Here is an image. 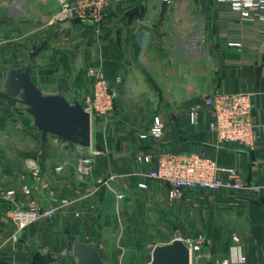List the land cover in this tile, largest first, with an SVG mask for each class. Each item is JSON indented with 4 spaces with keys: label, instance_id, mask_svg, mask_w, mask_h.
Returning a JSON list of instances; mask_svg holds the SVG:
<instances>
[{
    "label": "crops",
    "instance_id": "crops-1",
    "mask_svg": "<svg viewBox=\"0 0 264 264\" xmlns=\"http://www.w3.org/2000/svg\"><path fill=\"white\" fill-rule=\"evenodd\" d=\"M163 1L116 0L106 8L103 21L99 25L74 21L69 23V29H63V25L59 27L54 24L56 31L52 28L47 32L48 38H51L48 43L53 49L51 53L57 54L54 59L57 68H62V71L45 74L39 79L41 83H35L52 88L60 84L63 95L68 100L70 99L66 95V91H69L67 88H72L69 84L75 83V89L70 90L71 100L77 98L81 102L91 89L86 72L90 68H96L114 85L119 80L121 83L117 84V87L122 91L127 87L134 92L142 88V91L136 92L138 96L134 97L146 102L153 110L147 108L145 112L136 111L137 114H127L125 117L122 114L126 112L120 105L117 108L116 103L112 116L120 118L121 124L117 123L118 127L114 129L120 131L116 133V140L101 142L103 151H97L94 139L91 150L81 151V154L76 148L66 145L64 148L82 158H91V175L99 166L101 156L109 160L108 172L101 176H97L95 172L99 182L110 173L131 175L126 183L132 190L125 191L126 197L123 201L130 205V213L138 212V206L143 203L150 207L148 202L159 199L161 203L178 207L177 220L186 228L192 217L191 215L188 219L190 212L187 210V204H193L194 221L191 227L205 233L203 236L208 242L203 248V254L208 255L209 264H219L224 259H231L235 264H264V4L257 0L258 9L251 18L245 20L231 5L214 0H167L166 17L160 30H157L156 24ZM59 8L60 0H0V14L4 15L1 25L6 28L12 21L38 18L40 21H50ZM22 38L20 36L16 41L19 40L17 42L21 44ZM33 38L37 45L42 42L40 37ZM8 46L4 51L12 50L11 44ZM64 52L68 54L65 64L62 61L65 60ZM54 80H58L57 83H54ZM215 93H247L251 96L252 119L259 136L255 151L247 150L238 144L219 145L216 136L208 127L213 119L209 110L201 114L197 126L191 124L188 116L191 107L199 104L202 96ZM8 111L9 115L18 116L17 113ZM129 116L130 122H127L125 118L128 119ZM155 117L161 118L164 123V137L159 141L139 143L137 132L149 130ZM21 119L18 117L17 121L21 122ZM20 129L19 132H22V128ZM92 129L93 132L96 129L99 136L103 134L100 123L92 124ZM30 130L41 148L49 147L47 138H41L39 135L42 134L34 126ZM25 132L28 133L27 129ZM163 148H168L171 152H197L214 158L222 167L235 168L247 185L257 188V191L186 192L185 200L175 203L168 200L166 188L157 182L152 184V191L149 193L139 192L136 190L138 178L134 174L138 171L148 172L152 167L138 165L135 155ZM52 149H55L54 146ZM93 152L101 154L93 155ZM10 161L7 162L10 167L19 166L24 158H12ZM36 161L27 163L28 170L32 164H41L43 168L49 165L47 160ZM79 161L77 159V163ZM58 166H63V171L66 170L65 162H52L50 176H46L44 172L41 179L34 178L30 170L27 172L26 169L11 168L20 173L15 174V186L8 184V188H0V264H74L72 260H61L55 254L65 249L70 237L94 243L104 261L110 264L117 261L110 243L100 238L101 234L95 235V239L84 238L85 229L82 227L86 226L87 222L90 224L89 219L96 215L88 213V206H97L89 200L92 195L98 193L91 195L93 188L97 186L88 183L84 188L88 189V192L82 194L84 197L71 200L72 198L63 192L64 189L61 190L63 184H59L62 177L56 170ZM76 166L77 164L75 167L73 165L74 175ZM91 177H88V180ZM41 182L46 185L42 186ZM24 185L32 190L44 189L40 194L42 209L55 208L65 197L71 200L69 207L59 209L54 214L52 220L57 218L60 221L58 226L50 228V233H45L39 227V231L50 238L46 251L39 249L38 236H35L37 224L27 227L18 234V240H14L16 232L10 220L11 205L5 199V194L18 188L14 190L16 205L28 211L35 198L23 193L21 188ZM47 186L53 197L50 202L46 196ZM74 192L77 191L72 188V193ZM100 192L103 193V188ZM108 196L117 203L114 196ZM99 197L104 198L101 193ZM139 198L142 201H137ZM79 201L82 206L86 205L88 210L87 214L85 212L82 218L75 221L71 219V213L73 216L74 211L69 208ZM132 204L135 205L132 207ZM104 212L101 208V214ZM98 222L101 226L102 221L98 219ZM77 226L81 228L79 232L84 234L83 237L73 232ZM87 229L90 230L89 226ZM234 238L239 241L235 242ZM62 245L64 246L61 247ZM146 252L145 250L144 253L147 254ZM124 254L125 250L121 248L120 255ZM240 257L246 259L245 263H240Z\"/></svg>",
    "mask_w": 264,
    "mask_h": 264
},
{
    "label": "rangeland",
    "instance_id": "rangeland-1",
    "mask_svg": "<svg viewBox=\"0 0 264 264\" xmlns=\"http://www.w3.org/2000/svg\"><path fill=\"white\" fill-rule=\"evenodd\" d=\"M3 17L4 15L0 14V84L5 76L6 70H8L11 67H18L19 69H23L24 66L29 63L31 65L33 80L40 83L41 80L39 79H41L43 75L45 74L50 75L51 72L62 71V68L60 67L57 68V63L54 60L57 54L55 52L51 53L53 49L52 47H50L51 45L48 43L49 40H51V38H48L47 32L51 31L52 28H54L56 31V28L54 27L52 20L40 21L38 18L37 20L32 19V20L20 21V22L12 21L11 23H8L6 25V28H3L1 25L3 23L2 22ZM20 36L23 37L21 39V44L17 42L19 40L16 41V38ZM33 37L42 38V42H40L38 45L35 44ZM10 44L12 46L11 47L12 50L10 52L4 51V49L9 48L8 45ZM59 55L61 57L62 53H60ZM64 58L65 60L62 61L65 64L66 59L68 60L67 53H65ZM57 81L58 80H54V83L55 82L57 83ZM74 84L75 83L69 84L72 88H69L68 86L67 90L69 91L68 92L66 91V95L69 97L70 101H73L71 100L72 94L70 90L75 89ZM142 87L145 89L144 86ZM119 90L120 87L118 88V99H117L118 102H116L118 104L117 108L119 107V105L122 106L121 109L126 112L122 115H124L125 117H127V114H137L136 111L145 112L148 109L153 110L152 108L149 107L148 104H146V102L139 101L137 97L135 99L134 96H138L136 95V92L142 91V88H138L137 90L135 89L136 90L135 92L132 89H130V87H127V89H124L123 91L122 90L119 91ZM217 94H223V93H217ZM229 94H238V93H229ZM205 96H210V95L202 96L201 101ZM193 106L191 108H193ZM0 110H7V112H2V113L0 112V188L3 189L8 188L7 187L8 184L10 186L16 185L14 181V177L15 174L20 173V171H15L14 169L12 170L11 168H16L17 170L19 168L26 169L27 172H29V170L32 171L33 165L37 166L40 169V179H41L42 176L44 175V172L46 176L48 175L50 176L51 173L50 169L52 162L56 164H62V162H65L66 170L64 169L65 171L59 172L60 176L62 177L59 181V184H63L61 190L64 189L63 192L65 193V195H69L70 198H72L71 200H75L77 198L81 199L82 197H84V195L82 194L88 192V189L84 190V188L88 183H90L91 186H99L102 183V181L99 182L96 177L101 176L104 173L108 172V167L110 165L109 160L105 159V161L100 163V166L96 167V170L94 169L92 171L93 174L91 175L92 177L90 178V180H88V178L87 179L85 178L86 179L85 180L82 175L76 176L73 174V170L75 164H77V166L79 164V162L77 163V159H81L82 156H78L68 152L69 149L64 148V145L62 147L61 142H57L59 144L56 145V139H55L56 137H52L50 135H46V136L39 135L41 138L44 139L47 138L49 145V147L46 146L47 148L46 147L41 148L38 145V143L35 142L36 138H34V135L32 134V130H30L33 129L32 126L33 124L31 120L20 112L19 105L0 98ZM8 110L13 111V113L15 114L17 113L18 116L16 117L9 115ZM18 117L22 118L21 122L17 121ZM129 118L130 116L128 117V119L125 118L127 122H130ZM119 120L120 118H117L114 115L113 116L110 115L108 118V124L103 129L102 131L103 134L101 133L102 138L101 136H99L97 130L94 129L93 132L94 141L97 142L98 139L100 138L106 142H109L111 140H116L118 131L120 130L119 129L114 130V129L116 128V126L118 127L117 123L121 124ZM20 128H22V132H19ZM26 129L28 133L25 132ZM137 141L139 143L140 142L144 143L140 140ZM53 146L55 148L54 150L52 149ZM18 157L24 158L22 164H19V166L15 165L10 167L7 162H11L10 160L12 158H18ZM31 158L34 159L36 158V159L34 160ZM36 160H43L44 162L45 160H47V163H49V165L43 168L41 164L40 165L32 164L29 165L30 169L28 170V168L26 167L27 163ZM68 167H69V172L67 170ZM95 172L96 173L98 172L97 176H95ZM110 174L107 177H109ZM43 183L45 182H41V184ZM44 185L46 184H43L42 186ZM26 188L31 191V194L28 196H33L35 198L34 202H32L31 204V207L39 206L43 208L42 207L43 203L41 206L40 194H42L44 189H41L39 191L35 189L32 190L28 186L24 185L22 186L21 190H24ZM72 188L76 189L77 192L72 193ZM16 189H12V190H16ZM46 189H47L46 196L48 201L49 202L53 201L51 190H49L48 186L46 187ZM104 191L105 190L103 189V192ZM35 193H37L36 197L34 196ZM100 193L102 194V192ZM100 193L98 192L97 194L92 195L91 197L89 196L90 203L95 202L94 204L95 205L97 204V206L95 207L93 205H89V206L87 205L90 208L89 209L90 212L88 213L96 214V215H94V218L92 216L93 219H89V222H91L90 224L87 222V225L82 227L85 229L83 231L85 232L86 236L82 232H79V229H81L79 228V226H77V228L73 232L79 235L81 234L82 237L84 235V238L87 237L88 239L91 238L95 239L97 235L101 234L100 238L110 243L111 249L114 251V253L117 256V261H115L114 264H148L151 260V255L147 252H146L147 254L144 253L145 251L144 247L147 244H163L166 242L169 243V241L173 239L174 237L173 235L176 230L183 231L182 234L183 239L191 240V241H196L199 236H203V234H205V233H200V230L191 227V225L193 226V221H194V216L192 214L194 212L193 204L190 205L191 207L187 204V210L188 212H190V214L188 215V219L190 218L191 215L192 217L191 219H189L190 222L186 224L187 227L185 226L186 228H184L183 223L179 224L177 220L178 207L177 206L174 207L173 204L161 203L159 199H156L154 201H151L150 203L148 202V204H151L150 207L147 205V203H143L142 206H138L137 208L138 212L130 213L129 212L130 205H128L126 201L121 203H116L111 197L106 196L107 194L102 195L104 198L99 197ZM63 200L64 201L68 200L69 205L67 207L71 205V200L68 199L67 197H65ZM63 200H61V202ZM139 200H141V198L137 199V201ZM81 202L83 203V200ZM81 202L79 201V203H75V205L73 203L72 207L69 208L74 211L73 216L71 213V219L73 218L75 219V221L77 219L82 218L85 212L87 214L88 209L86 208V205L82 206ZM134 205L135 204H132V207ZM98 206L100 209L98 208ZM101 208H103V211H105L103 214H101ZM52 218L44 219V220L41 219L38 222L34 223L37 224L38 226L35 229V236H38L37 239L39 240L40 245L39 243H37V245H39L40 247L39 249H42L43 251L48 250L46 248H48L49 245L48 240H50V238L46 234L40 232L39 227L40 230L43 229L45 233L47 234L50 233V228H52L53 226L56 227V225L58 226L57 223L60 221L57 218L52 220ZM98 219L99 221H102L101 226H99ZM88 226L90 230L87 229ZM98 226L100 227V229H98ZM51 240H53V237H51ZM63 246L64 245H62L61 247ZM121 248L125 250V254L122 256L120 255Z\"/></svg>",
    "mask_w": 264,
    "mask_h": 264
},
{
    "label": "built area",
    "instance_id": "built-area-1",
    "mask_svg": "<svg viewBox=\"0 0 264 264\" xmlns=\"http://www.w3.org/2000/svg\"><path fill=\"white\" fill-rule=\"evenodd\" d=\"M116 0H60V8L51 18L52 23L62 26L74 21L91 22L99 25L104 18V12L112 2ZM222 4L231 5L242 19L248 20L252 13L258 9L257 0H214ZM264 4V0H260ZM86 77L90 82V92L81 101L85 111L91 115L92 124L100 123L102 129L108 124V118L115 110L118 99L117 80L116 84L107 80L100 69L90 68L86 72ZM205 110L212 114V121L209 123V130L216 136L217 143L238 144L247 150L255 151L258 145L259 136L257 128L252 119L251 96L246 93L238 94H214L205 96L201 103L196 104L188 112L190 122L197 126L200 116ZM99 121V122H98ZM165 126L161 118L155 117L151 128L147 131L137 132V137L142 142L150 140L159 141L164 137ZM56 143L61 142V146L69 144L62 139L55 138ZM58 144V143H57ZM79 154L84 149L77 148ZM101 152H93L99 155ZM75 175H82L85 178L91 176L89 165L91 158L79 159ZM157 160V169L154 168ZM135 161L140 166L152 167L148 172L138 171L134 174L138 178L136 190L141 193L152 191L154 182L162 184L166 188L167 198L171 203L185 200L186 192L197 191H235L245 192L254 190L244 181L243 176L231 167H222L217 160L205 154L197 152H171L168 148L158 149L149 153H138ZM156 167V166H155ZM58 172L63 171V166H58ZM34 178H40V169L32 166ZM131 175L126 173H112L109 177L102 180L100 186L93 188L91 195L101 191L103 188L108 195L114 196L117 203L125 200L127 190L131 191L127 180ZM25 195H30L31 191L27 188L22 190ZM126 191V192H125ZM15 191L6 192L5 199L10 202V220L15 228L14 240H18V234L30 225L39 220L50 219L62 208L69 205L68 200L62 201L52 209H42L39 206H32L25 211L17 207L15 201ZM90 195V196H91ZM185 244L191 252V264H199L204 257L203 247L207 244L204 236H199L196 241L185 240ZM238 242V238H234ZM208 258V255H207ZM240 263H245L246 259L240 257ZM209 262V258H208ZM219 264H235L231 259H224Z\"/></svg>",
    "mask_w": 264,
    "mask_h": 264
},
{
    "label": "water",
    "instance_id": "water-1",
    "mask_svg": "<svg viewBox=\"0 0 264 264\" xmlns=\"http://www.w3.org/2000/svg\"><path fill=\"white\" fill-rule=\"evenodd\" d=\"M168 1L164 0L157 20V30L162 27ZM71 26L66 23L63 29ZM0 98L19 105L20 111L28 117L42 135H50L84 149L91 150L93 129L91 115L75 98L68 100L60 84L56 88L37 85L31 74L30 63L22 70L9 68L0 84ZM157 169V160H155ZM145 250L151 255L148 264H191V252L185 244L181 231L176 230L174 239L166 244H147ZM61 260H72L74 264H110L103 260L92 242L70 237L64 250L56 253ZM199 264H209L207 254Z\"/></svg>",
    "mask_w": 264,
    "mask_h": 264
},
{
    "label": "trees",
    "instance_id": "trees-1",
    "mask_svg": "<svg viewBox=\"0 0 264 264\" xmlns=\"http://www.w3.org/2000/svg\"><path fill=\"white\" fill-rule=\"evenodd\" d=\"M77 22H79V21H77ZM35 82V81H34ZM43 136H46V135H43ZM102 138V137H101ZM98 139V141L96 142V148H97V151H103V148H102V139ZM69 147H71V148H75L73 145H71V144H69ZM98 157H100V156H98ZM100 161H98V163H99V166H100V163H102L103 161H105V158H103V156H101L100 157V159H99ZM98 173V172H97ZM102 195H105V192H103L102 193ZM55 254H56V252H55Z\"/></svg>",
    "mask_w": 264,
    "mask_h": 264
}]
</instances>
